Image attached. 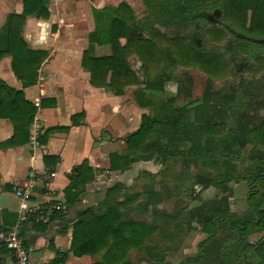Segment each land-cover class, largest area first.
<instances>
[{
  "label": "trees",
  "instance_id": "obj_1",
  "mask_svg": "<svg viewBox=\"0 0 264 264\" xmlns=\"http://www.w3.org/2000/svg\"><path fill=\"white\" fill-rule=\"evenodd\" d=\"M143 3L149 15L146 21L140 24L147 32V38L135 37L137 30L131 29L130 23L136 24V18L127 4L121 3L117 8H106L100 13V24L98 23L97 30L89 35V41L110 45L112 55L91 58L84 52L82 67L89 73L91 85L96 88L122 90L139 84L137 74L126 61L130 48L146 65L148 90H158L159 80L164 79V75L153 74L155 67L163 62L195 69L200 72L199 77L204 81L198 83L197 75L189 76L186 81L180 83L178 89L179 97L191 98L193 102L199 103L193 108L194 121L189 119L187 106L177 109L166 103L154 108L153 116L144 114L139 130L128 137L127 151L110 155V169L126 173L137 162L138 157L143 155L147 159L155 157L165 169L159 175L143 173L142 177L150 181L163 178L170 180L174 176L183 180L185 176H190L188 171L190 163H193L201 170L215 171V174L206 177L198 174L196 182L205 186L212 184L226 191L227 182L233 179V175L221 172L220 158L231 157V152H240L248 144L264 150V119L251 125L252 117L249 114H240L245 101L246 104L257 105V96H248L245 100L242 96H236L238 104L235 107V103L228 101L226 92L214 93L212 83L226 79L230 67L221 55L200 49L197 41L202 42L205 36H210L218 43L224 37L223 31L206 19L207 13L212 9H219L225 23L234 31L248 38L264 39V0H143ZM34 14L44 19L49 18L43 0H25L23 15H13L10 18L7 49L0 52V59L5 56L12 58V71L22 81L24 88L35 84L38 68L47 57L45 52L30 50L22 37L26 17ZM155 23L181 30L194 26L198 32L194 36L185 34L167 38L154 29ZM136 29L140 30V27L136 26ZM248 49V42L239 41L234 44L233 54L243 56ZM257 61L259 68L256 72L259 74L263 71V61L260 58H257ZM135 96L139 106L146 108L145 94L136 92ZM239 106L241 109L238 113L232 109L228 111V108ZM173 111H176L177 115L172 116ZM36 112L37 107L25 99L22 91L0 81V119H8L14 127L13 137L0 147L16 148L26 144ZM83 115L81 113L73 116V124L75 125L76 119ZM196 124L200 127L198 134L194 135ZM60 130L68 132L69 128L48 129L40 142L45 143L50 134ZM205 136L211 137L208 149L198 145L199 139ZM190 142L191 147L185 149V144ZM57 162L58 159H55V163ZM179 163L182 165L181 171L177 170ZM69 179L70 184L64 190V195L66 206L71 207L87 194L88 186L96 179V173L88 162L84 161L72 171ZM263 185L264 169L257 173L252 172L251 192L248 195L249 213L244 216L232 214L226 198L208 202L194 209V217L197 223L202 225L206 238L199 244L201 256L181 264H199L210 245L218 242L219 229L228 231L232 236L230 244L226 247L228 253L221 261L223 264H236L239 260H247V256L255 257L259 264H264V211L261 209L264 205ZM128 190L130 191L127 192ZM119 197L122 199H118ZM163 198L151 184L138 191L116 184L107 191L103 202L77 214L72 226V253L76 257L91 256L94 259L93 264H141L130 262L129 254L142 248L159 232L151 224L126 220L124 216L129 211L143 213L148 210L154 219L168 216L158 208ZM255 233H263V236L257 243L252 244L248 238ZM172 236V233H165L163 239L169 241ZM160 249L153 246L148 249V253L155 257ZM65 258V255L58 254L52 264L63 263Z\"/></svg>",
  "mask_w": 264,
  "mask_h": 264
},
{
  "label": "crops",
  "instance_id": "obj_2",
  "mask_svg": "<svg viewBox=\"0 0 264 264\" xmlns=\"http://www.w3.org/2000/svg\"><path fill=\"white\" fill-rule=\"evenodd\" d=\"M43 1L49 18L44 19L35 14L28 16L22 30V37L30 50L47 54L38 68L35 84L24 88L22 81L12 71V58L5 56L0 59V81L22 91L25 99L37 107L30 125L28 142L16 148L0 147V228L15 226L21 213L29 212L36 217L48 215L47 223L30 220L19 226L28 251L29 264H52L58 254L66 256L60 264H93L94 259L91 256L76 257L71 250L72 226L77 214L103 202L107 191L116 184L131 189L142 178L143 173L159 175L165 169L155 157L147 159L140 155L129 171L115 172L110 169V155L127 151L128 137L139 130L144 114L153 116L154 108L166 103L177 109L187 106L189 119L194 121L193 108L199 103L193 102L191 98L178 96L179 85L184 82L179 81L175 74L178 65L164 62L157 65L153 74L164 75V79L159 80L158 90H148L146 65L131 48L126 61L137 74L139 84L122 90L96 88L91 85L90 75L82 67L84 52L91 58L112 55L110 45L89 41V35L100 24V13L106 8H117L121 3L127 4L136 18V24L130 23L131 29L137 30L135 37L147 38V32L140 24L149 15L143 0ZM137 3L146 8L143 18H138L135 14ZM24 4L25 0H0V52L7 49L9 20L13 15H23ZM214 12L217 15L220 10L214 9ZM208 13L207 21L214 23ZM173 28L178 29L154 24V29L167 38L180 35L178 32L173 36L168 34ZM185 75L186 80L191 76L187 73ZM214 84L215 82L212 83L213 86ZM171 87L174 88V93L167 96ZM136 92L145 94L146 108L139 106ZM254 112L250 113L253 118L251 125L264 119V116H259L258 111ZM81 113L84 115L77 118L74 125L72 117ZM171 115L175 116L177 112L173 111ZM66 127L69 128L68 132L55 131L48 136L45 143L40 142L48 129ZM199 127L196 124L194 135L198 134ZM13 135V124L8 119H0V145L9 141ZM210 138L201 137L198 145L208 149ZM191 144L192 142L190 147ZM55 159H58L57 163ZM84 161L94 170L96 179L88 186L87 194L76 205L68 207L64 190L70 184L69 176L72 171ZM219 161L221 172L233 175V179L227 182L226 191L212 184L205 186L196 182L198 174L206 177L215 174V171L201 170L190 163L188 173L193 190H198L197 187L202 190L198 193L199 199L203 192L210 194L207 192L210 188L221 193L218 198L204 201L194 208L226 198L230 212L244 216L249 213L250 174L264 169V150L248 144L240 152H231V157H222ZM17 190L26 191V194L18 195ZM194 197L197 198V195ZM118 199L121 200L122 197ZM237 205L242 207L240 212L233 210ZM55 207L60 209L55 210ZM261 209L264 211V205ZM262 236L263 233H255L248 241L255 244ZM0 264H14L7 248H0Z\"/></svg>",
  "mask_w": 264,
  "mask_h": 264
},
{
  "label": "rangeland",
  "instance_id": "obj_3",
  "mask_svg": "<svg viewBox=\"0 0 264 264\" xmlns=\"http://www.w3.org/2000/svg\"><path fill=\"white\" fill-rule=\"evenodd\" d=\"M145 9V6L137 3L135 5L136 16L138 18H143L146 13ZM208 14L214 24L217 25V29L223 31L224 37L220 42L216 43L210 36H205L204 41H197V45L200 49L208 53L221 55L230 67L229 76L214 84L213 89L216 91L214 93L221 91L226 92L229 99L228 101L235 103V107L238 104L236 96L238 98L242 96L243 100H245L244 98H248V96H257L259 98L257 105H250V103L246 104L245 101V106H243L240 114L245 113L250 115V113H255V110L258 111L259 116H264V39L248 38L238 31L233 32L234 30L225 23V19L221 12L215 15L216 12L212 9ZM177 32L180 35L189 34L194 36L198 30L194 26H189L185 30L173 28V30L168 31V34L173 36L176 35ZM234 33L238 34L235 35ZM239 41H246L249 43L248 52L243 56H236V54H233L234 44ZM257 58L263 61V71L259 74L256 72L259 68ZM175 69V74L178 75L179 81L186 80V73L192 77L195 75L198 77L201 76L200 72L195 69L187 70L180 66ZM203 81L204 79H202V77L197 79L198 83ZM252 83H254V85H252ZM173 93L174 88L171 87L168 90L167 96ZM235 107L228 108V111L230 112L232 109L238 113L241 107ZM189 147L190 144L186 143L184 148L188 149ZM181 169L182 165L179 163L177 170L181 171ZM150 184L153 186L154 190L160 192L164 196L158 208L163 214L167 213L170 218H167L168 216H162L158 219H154L150 210L143 213L134 211L127 212L124 216L126 220L141 221L146 224H151L155 226L159 232L158 235L149 239L142 248L131 252L128 256V260L133 263L141 264H181L189 259L200 257L199 244L205 240L206 235L203 233L202 225L197 223L196 219H194V207L204 201L218 198L221 196V193L217 189L210 188V190L207 191L210 194L203 192L201 194V199H199L198 197L200 194L198 196V193L202 190H200L201 188L199 187H197L198 190H193L190 176H185L183 180H179L174 176L170 180L163 178V180L156 181H150L142 177L130 188L134 191H138L141 190L143 186ZM129 191L130 190L127 192ZM195 195H197V198L194 197ZM236 200L240 201V199ZM241 209L242 207L238 205L233 207V210L236 212H240ZM165 233H172L173 236L171 240L164 241L163 237ZM230 235L228 231L219 229L218 242L210 245L199 264H223L224 262L221 261H223V258L228 253L226 247H228L231 242L232 236ZM153 246L161 248L155 257L150 256L148 253V249ZM246 259L247 260H239L236 264H259L255 257L247 256Z\"/></svg>",
  "mask_w": 264,
  "mask_h": 264
},
{
  "label": "built area",
  "instance_id": "obj_4",
  "mask_svg": "<svg viewBox=\"0 0 264 264\" xmlns=\"http://www.w3.org/2000/svg\"><path fill=\"white\" fill-rule=\"evenodd\" d=\"M18 195H25L26 191H16ZM59 207H55V210H59ZM30 220L35 222L47 223L48 215H42L36 217L29 212L21 213L18 222L15 226L10 228H0V248H7L14 260V264H29L28 251L25 248L23 237L20 234L19 226L24 223H28Z\"/></svg>",
  "mask_w": 264,
  "mask_h": 264
}]
</instances>
